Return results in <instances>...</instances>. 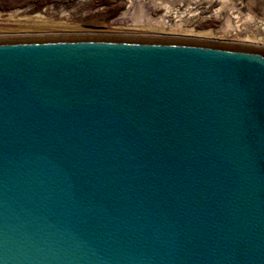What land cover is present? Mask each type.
Segmentation results:
<instances>
[{
	"label": "water",
	"instance_id": "obj_1",
	"mask_svg": "<svg viewBox=\"0 0 264 264\" xmlns=\"http://www.w3.org/2000/svg\"><path fill=\"white\" fill-rule=\"evenodd\" d=\"M0 264H264V47L0 37Z\"/></svg>",
	"mask_w": 264,
	"mask_h": 264
},
{
	"label": "rangeland",
	"instance_id": "obj_2",
	"mask_svg": "<svg viewBox=\"0 0 264 264\" xmlns=\"http://www.w3.org/2000/svg\"><path fill=\"white\" fill-rule=\"evenodd\" d=\"M172 1H175L176 5H182L184 2L179 0ZM143 2L144 5L147 4V7L145 6L147 12H153L155 10L154 13H161V9H150L149 0H143ZM222 4L223 9L218 11V7ZM0 6L4 12L18 7L24 9L29 8L27 12L31 14L38 11L48 14L49 10L51 13L57 14L60 10L67 9L70 11L75 21H81L83 23L82 30H78L77 33L72 34L175 38L166 35L133 34L131 32H127L126 28L123 27L128 26L127 23L131 22L129 17H131L136 10V2L133 5L132 3H129L128 0H0ZM193 6L196 9L195 15H186V17L183 18L186 21V24L194 26L195 33L210 30L214 35L223 34L224 31L222 30L225 25V18L229 17L230 22H232L229 24L230 27H227L228 31L225 32V35L221 36V38L217 37L219 41L213 40L216 39L215 37L210 38V40L200 39L197 37L180 39L232 43L235 41L232 40L235 37L244 38L246 35L250 34L251 36L261 38L259 39V43L264 42V0H197V3H194ZM182 8L184 7L182 6ZM72 9L74 11H72ZM124 12H126L127 15H124ZM249 15H252V17H249ZM232 23L240 24L242 30H238L237 33H233L235 32V29H232L234 27ZM8 33L9 32L6 33V30L5 32L0 31V37H14V35L8 36ZM262 47H264L263 44Z\"/></svg>",
	"mask_w": 264,
	"mask_h": 264
},
{
	"label": "bare ground",
	"instance_id": "obj_3",
	"mask_svg": "<svg viewBox=\"0 0 264 264\" xmlns=\"http://www.w3.org/2000/svg\"><path fill=\"white\" fill-rule=\"evenodd\" d=\"M179 1L184 2L182 5H176L175 1L172 0H149L150 4H148L150 5V9L162 10L161 13L156 14L154 13L155 10L153 12H147V10L145 9V6L147 7V4L144 5L143 0H128V2L132 3L133 5L136 2V10L135 13L131 17H129L131 22L127 23L128 26L123 28H126L127 32H131L133 34H158L175 38L197 37L200 39L208 40L214 37L216 39L213 40H218L217 37L221 38V36L225 35V32L228 31V28L230 27L229 24H231L232 21L230 22L229 17H226L225 25L222 30L224 31L223 34L214 35L210 30H204L195 33L194 26H192L191 24H186V21L183 17H186V15H195L196 9L193 5L194 3H197V0ZM182 6L184 8H182ZM28 9L29 8L24 9L18 7L4 12L0 6V31L5 32L6 30V33L9 32L8 36H36L37 34L72 35V33H77L78 30H82L83 28V23L81 21H75L70 11H68L67 9H62L57 14L51 13L50 10L48 14L39 11L31 14L27 12ZM73 9L72 11H74ZM222 9L223 4L218 7V11ZM126 12H124V15H127ZM249 17H252V15H249ZM232 24L234 26L232 29H235V32L233 33H237L238 30H242L240 24ZM259 39L261 38L248 34L244 38L235 37L234 39H232L235 40L232 43L250 46H262V44L264 45V42L259 43Z\"/></svg>",
	"mask_w": 264,
	"mask_h": 264
}]
</instances>
